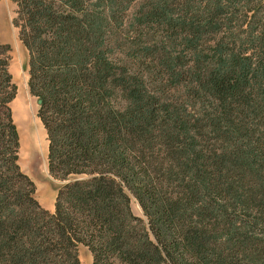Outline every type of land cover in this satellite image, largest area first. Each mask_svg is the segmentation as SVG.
Masks as SVG:
<instances>
[{
    "label": "trees",
    "instance_id": "trees-1",
    "mask_svg": "<svg viewBox=\"0 0 264 264\" xmlns=\"http://www.w3.org/2000/svg\"><path fill=\"white\" fill-rule=\"evenodd\" d=\"M13 1L61 185L50 211L21 169L0 41V264H264V0L146 1L172 96L115 56L137 0Z\"/></svg>",
    "mask_w": 264,
    "mask_h": 264
},
{
    "label": "rangeland",
    "instance_id": "rangeland-1",
    "mask_svg": "<svg viewBox=\"0 0 264 264\" xmlns=\"http://www.w3.org/2000/svg\"><path fill=\"white\" fill-rule=\"evenodd\" d=\"M147 0H137L127 10L123 24L112 29L115 56L123 61L139 78L146 80L149 87L160 94L172 96L176 90L167 87L162 93V83L167 74L158 65V55L144 50L164 41L167 33L163 28L142 25L136 19ZM18 5L13 0H0V41L10 46V71L17 85V94L11 102L13 117L20 137L19 163L21 169L36 184V197L45 208L55 210V201L61 181L55 179L48 169V139L46 130L38 117V104L31 94L28 81V52L19 39V29L14 25ZM137 15V16H136ZM211 41V40H210ZM178 53V51H175ZM170 91V92H169ZM133 212L143 217L137 200L132 197ZM80 264H93L91 252L79 247Z\"/></svg>",
    "mask_w": 264,
    "mask_h": 264
}]
</instances>
